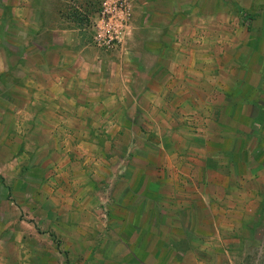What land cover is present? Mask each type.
Returning <instances> with one entry per match:
<instances>
[{
    "label": "crops",
    "instance_id": "1",
    "mask_svg": "<svg viewBox=\"0 0 264 264\" xmlns=\"http://www.w3.org/2000/svg\"><path fill=\"white\" fill-rule=\"evenodd\" d=\"M24 1L21 60L0 52V75L9 79L14 64L20 68V76L6 84L22 100L14 104L18 113L10 122L23 139L40 138L32 153L42 156L37 164L52 170L47 182L30 184L42 191L41 201L61 206L68 190L70 214L86 227L92 214H101L102 185L130 187V173L154 172L140 191L153 187L156 195L138 190L132 198L159 209L157 222L147 229L138 222L144 214L126 215L115 232L131 226L137 238L149 230V252L167 253L163 264H251L246 256L254 241L263 246L248 221L264 212V162L248 160L238 172L207 144L221 136V127L243 119L249 125L255 121L252 108H264L241 97L239 83H230L234 69L222 57L230 42L220 35L214 6L171 0L169 8L168 0H132L123 42L108 51L93 45L90 23L75 15L82 12L91 21L100 2L87 11L91 0ZM260 67L248 74L250 92L264 91V59ZM234 107L237 115H225ZM233 129L232 140L251 136ZM233 151L228 149L229 159ZM215 155L222 163L212 162ZM141 156L149 158L148 166L135 168ZM114 197L105 199L108 209L113 203L126 206ZM55 214L54 221L64 220ZM117 238L123 247L131 244Z\"/></svg>",
    "mask_w": 264,
    "mask_h": 264
},
{
    "label": "rangeland",
    "instance_id": "2",
    "mask_svg": "<svg viewBox=\"0 0 264 264\" xmlns=\"http://www.w3.org/2000/svg\"><path fill=\"white\" fill-rule=\"evenodd\" d=\"M100 1H89L90 8L87 6V11L94 9ZM178 1L191 3L194 0ZM204 1V4H210L209 10H213L214 6L216 14L220 15V35L230 42V45H226L228 48L224 55L221 53L228 62V67L234 69L230 72L234 75L230 83H239L241 97L251 99L256 107L264 108V91L250 92L246 83L250 70L261 68L264 59V0ZM170 3L171 0H168L165 6L172 8ZM23 4H25L24 0H0V52H7L13 62H20L23 51L20 44L26 31L22 21V18L26 16L23 17L20 10ZM79 13H75L78 20L82 24L89 25V16ZM210 13L213 12L210 11ZM14 67L17 70L13 71L9 79L0 75V115H2L0 116V264H136L135 262L140 260L146 264H163L167 253L162 251L158 254H150L149 252L151 241L149 230L145 229V232L137 238H133L131 226L119 228V233L115 232L118 229V219L120 217L124 219L126 215L131 217L133 214H144L145 218L140 220L138 218V222H141V226L145 225L147 229L152 223L157 222L154 216L159 209L155 206L147 207L142 197L132 198L133 191L141 192L140 188L142 189L144 178L148 174L151 178H155L154 172L130 173L129 177L132 180L130 187L116 188L113 185L108 188L102 185L99 188L101 214H92L93 216H90L87 222L85 221L86 227V224L76 221L74 214H70L71 207L74 205L66 204L73 195L68 190L61 194L64 200L61 206L46 200L41 201L42 191L30 184L36 181L47 182L52 175V170L37 164L36 161L42 156L34 157L32 153V147L36 142H40V138L36 141L23 139L20 127L10 122L18 113L13 107L14 104L17 107L22 104L20 96L7 91L6 88V84L11 85L21 74L17 64H14ZM10 99L13 103H9ZM7 100L9 101L6 102ZM225 110V115L227 111L234 115L238 113L237 107ZM252 115L255 119L253 123L245 124L243 119L232 127L225 125L226 128L221 127V136L214 143L207 144L210 150H217L220 153L224 164L232 166L238 172L248 166V160L264 162V136L262 135L264 134V109L261 111L253 107ZM188 126L193 128L195 124L190 123ZM233 127L251 136L245 138L246 140L239 138L232 140L230 136L236 135ZM201 143L199 141V145ZM27 144L29 146H26ZM231 147L234 151L232 158L229 159L227 151ZM254 147L257 148L248 155L246 150ZM23 149H26V155H22ZM216 155L211 158L212 162L222 163L216 160ZM148 159L146 156H141L134 163L135 168L147 167ZM159 159L160 157H156V160L159 161ZM27 160L34 162L29 164ZM60 178L62 182L65 181L62 176ZM155 190L151 187L143 189L141 193L146 197L153 196L156 195ZM112 194L115 195L116 201H122L126 206L113 203L108 209L106 205L108 200L105 199L108 196L112 198ZM89 209L91 211V207ZM58 212L64 215V220L52 219V215H57L55 213ZM161 213L164 216L162 210ZM74 223L77 226H73ZM248 223L256 238H261L263 241V246L260 249L262 242L254 241L246 261L251 264H264V212L257 219L249 220ZM118 235L119 238L130 239L131 244L128 247L119 245Z\"/></svg>",
    "mask_w": 264,
    "mask_h": 264
},
{
    "label": "built area",
    "instance_id": "3",
    "mask_svg": "<svg viewBox=\"0 0 264 264\" xmlns=\"http://www.w3.org/2000/svg\"><path fill=\"white\" fill-rule=\"evenodd\" d=\"M132 0H101L90 21V37L94 46L114 51L118 49L129 27Z\"/></svg>",
    "mask_w": 264,
    "mask_h": 264
},
{
    "label": "trees",
    "instance_id": "4",
    "mask_svg": "<svg viewBox=\"0 0 264 264\" xmlns=\"http://www.w3.org/2000/svg\"><path fill=\"white\" fill-rule=\"evenodd\" d=\"M262 135L264 136V134H262ZM255 149H256V148H255ZM255 149H254V150H255ZM254 150L252 151V153L254 152Z\"/></svg>",
    "mask_w": 264,
    "mask_h": 264
}]
</instances>
